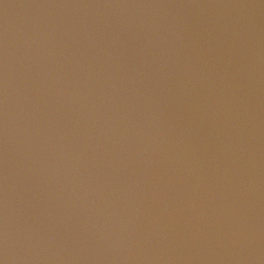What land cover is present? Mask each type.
Listing matches in <instances>:
<instances>
[{"label":"water","instance_id":"water-1","mask_svg":"<svg viewBox=\"0 0 264 264\" xmlns=\"http://www.w3.org/2000/svg\"><path fill=\"white\" fill-rule=\"evenodd\" d=\"M0 264H264V0H0Z\"/></svg>","mask_w":264,"mask_h":264}]
</instances>
